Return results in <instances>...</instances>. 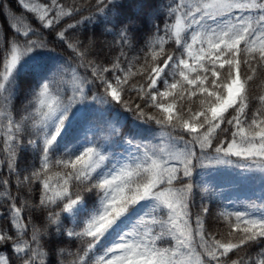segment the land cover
<instances>
[{
	"label": "snow or ice",
	"instance_id": "snow-or-ice-1",
	"mask_svg": "<svg viewBox=\"0 0 264 264\" xmlns=\"http://www.w3.org/2000/svg\"><path fill=\"white\" fill-rule=\"evenodd\" d=\"M19 2L48 29L73 13L59 0ZM168 15L167 39L153 42L151 60L135 72L120 57L110 65L88 59L82 41L68 40L74 24L58 31L91 79L76 69L50 77L55 63L44 40L23 18L11 24L14 37L0 55V218L11 231L0 227V248L12 256L0 253V264H48L46 245L60 237L81 246L57 248V264H264V249L258 258L230 259L264 243V199L221 210L222 234L206 229L207 205L194 210L198 194L213 196L207 174L234 172L223 179L238 186L252 178L234 170L264 173V94L255 98L259 107L249 104L253 82H264V0H176ZM120 37L129 41L128 27ZM169 41L176 47L165 53ZM135 76L142 80L130 82ZM91 84L103 95L89 104ZM114 103L136 119L121 117ZM93 122L126 131L112 126L115 138L89 140ZM149 123L158 128L141 138L139 125ZM261 185L264 192V177Z\"/></svg>",
	"mask_w": 264,
	"mask_h": 264
},
{
	"label": "trees",
	"instance_id": "trees-1",
	"mask_svg": "<svg viewBox=\"0 0 264 264\" xmlns=\"http://www.w3.org/2000/svg\"><path fill=\"white\" fill-rule=\"evenodd\" d=\"M26 2H29V0H26ZM31 2L45 4L50 3V0H31ZM59 2L66 9H73V13L71 16L65 17L55 28L48 29L42 26L36 14L24 9L19 0H0V55L3 54L2 50L7 46V42L14 37V30L11 28V24L19 17L30 24L38 33V38H42L46 43L47 47L44 51L50 54L55 63L53 71L49 74L50 77L59 79L61 73L66 72L70 75L71 71L76 69L80 75L88 76L91 79L90 72L81 66L82 61L76 52L68 48L67 43L60 40L56 35L58 31L67 28L68 24L75 25L74 29L67 31L68 40L71 42L82 41L83 45L89 48L88 59L110 65L114 59L120 57L121 66L127 70L129 64H131L132 71L135 72L144 64L145 58L149 61L151 60L150 48L153 42L159 37L165 36L164 26L166 23L171 22L168 12L170 7L175 6L176 0H114L113 3H109V0H104L103 5L99 4L97 0H59ZM125 26L129 28V41L127 43L122 42L120 37L121 27ZM165 39H167L166 36ZM158 47L159 45H157ZM175 47L174 42L169 41L164 45L165 53H171L175 50ZM121 52L124 53V56H120ZM162 58H166V56ZM141 80L142 77L135 76L130 82ZM68 87L70 88L71 85ZM90 87L91 92L89 93L88 101L92 102L91 96L94 94L103 95V89L98 85L91 84ZM70 94L71 92L69 91L67 95ZM260 94H264V82L257 79L249 89L251 110L259 107L255 98ZM134 101H136L135 94L127 100L129 104ZM26 102L23 95L20 99L16 100L15 111L17 115L23 114ZM96 104L102 109L107 107L99 103ZM111 107L114 111L119 112L121 117L126 116L128 121L136 119L133 112L127 111L121 105L114 103ZM145 111H150L153 115H159L154 109H145ZM137 122L139 123L140 121ZM112 126L117 127L119 135H122L126 131V128L115 125L113 122L112 125L107 127L104 137L98 139L97 142H104L106 139L115 138L111 136ZM139 126L144 130L143 137L141 138L149 139L151 138L149 128L152 130L158 128L154 123ZM31 161L32 153L28 152L24 156V162L31 163ZM229 170L232 171V169ZM234 171L238 172L241 176L243 174L241 170L237 169ZM235 174L234 172L221 170L219 172H211L204 178L203 182L212 189L213 196L211 199L206 197L204 200H201L198 194L196 209L194 210H198L202 203L209 207V214L205 217V226L210 232L222 234L227 231L226 225L217 215L221 210L242 209L249 203L254 202L259 204L261 203L260 199H264V195L245 192L247 187L252 189L255 187L254 184H261V178L264 177L263 173L251 175L252 180L249 181V186H247L248 183L238 186L230 185L223 179L225 176ZM243 177L249 176L245 175ZM195 178L200 182L199 172ZM238 190H242L243 193L240 194ZM13 194H15L14 188ZM95 199L94 195L90 198L88 202L89 208L93 206ZM0 203H3V198H0ZM65 225L66 227L72 226L70 220H65ZM0 227H6L11 231V227L6 219L0 218ZM80 246V241L69 240L66 237L49 240L46 245V250L49 251L48 264H57L55 255L57 248L63 247L68 251H75ZM261 249H264V243L254 244L247 249L230 255V259H240L241 257L248 256L258 258V253ZM0 253L12 256V250L9 246L0 248ZM68 259L71 258L69 257Z\"/></svg>",
	"mask_w": 264,
	"mask_h": 264
},
{
	"label": "rangeland",
	"instance_id": "rangeland-1",
	"mask_svg": "<svg viewBox=\"0 0 264 264\" xmlns=\"http://www.w3.org/2000/svg\"><path fill=\"white\" fill-rule=\"evenodd\" d=\"M87 103L92 104L93 102L88 101ZM83 106V105H81ZM91 107H99L101 108L99 105L95 104V105H91ZM102 109V108H101ZM94 123V127H93V131L91 132H87V136L89 140L95 139L96 141H98V139H100L101 137H104L105 133H106V129L107 127H105L103 124H98L96 122ZM239 171L241 170L243 172L242 176H249L251 178V175L258 173L260 174L261 172L259 171H245L243 169H238ZM264 174V173H263ZM257 183V182H256ZM250 185V182H248L247 186ZM254 188L250 189V188H246L245 192L246 193H250V194H261L264 195V192L261 191V184H254ZM238 192L241 194L243 193L242 190H238Z\"/></svg>",
	"mask_w": 264,
	"mask_h": 264
}]
</instances>
